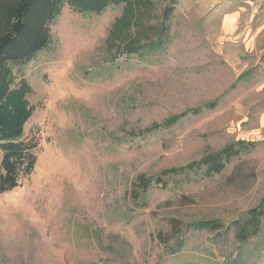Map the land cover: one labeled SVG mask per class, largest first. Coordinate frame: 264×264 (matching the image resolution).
<instances>
[{"label": "rangeland", "instance_id": "1", "mask_svg": "<svg viewBox=\"0 0 264 264\" xmlns=\"http://www.w3.org/2000/svg\"><path fill=\"white\" fill-rule=\"evenodd\" d=\"M149 2L138 53L124 54L136 36L106 41L123 5H65L51 46L13 67L31 88L36 164L0 195V264H264V224L243 247L234 234L264 197V0H177L159 35L169 0ZM238 142L252 146L220 174L134 194Z\"/></svg>", "mask_w": 264, "mask_h": 264}, {"label": "trees", "instance_id": "2", "mask_svg": "<svg viewBox=\"0 0 264 264\" xmlns=\"http://www.w3.org/2000/svg\"><path fill=\"white\" fill-rule=\"evenodd\" d=\"M176 3L177 0H169L161 15L163 23L158 28L152 27L157 31V35L168 30L169 25L165 22L171 16ZM65 5L79 14L96 15L111 5H123L122 13L112 24L106 41L114 45L115 42H126L127 38L136 36L137 39L124 45V54L139 52V47L135 44L145 32L143 11L148 10L149 0H0V195L15 190L22 178L31 175L36 164L37 143L23 138L24 127L33 113V108L27 100L31 88L25 79H18L14 75L13 67L33 59L35 55L51 46L49 26L59 17ZM243 76L238 81L242 80ZM184 115L172 116L161 124L154 123L150 130L165 128ZM248 146L252 144H229L199 162L163 170L154 181L140 177L133 183L134 194H145L155 184L165 186V179L169 177L200 171L203 167L208 176L218 175L231 159L247 152ZM263 224L264 197L259 205L249 212L247 218L235 222L234 234L238 244L243 247L250 239L259 237ZM194 226L216 230L222 225L212 220L198 222ZM239 259L238 255L232 263H239Z\"/></svg>", "mask_w": 264, "mask_h": 264}]
</instances>
